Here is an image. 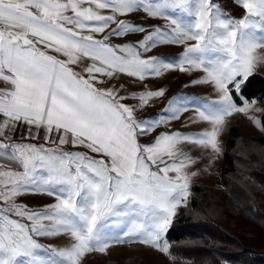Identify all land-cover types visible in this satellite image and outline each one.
<instances>
[{"label": "snow or ice", "instance_id": "6c2138e0", "mask_svg": "<svg viewBox=\"0 0 264 264\" xmlns=\"http://www.w3.org/2000/svg\"><path fill=\"white\" fill-rule=\"evenodd\" d=\"M161 46L181 51L165 62ZM262 64L264 0H0V264H85L121 244L174 259L166 237L197 175L180 145L221 154L228 118L255 104L242 86ZM173 71L216 99L178 94L139 118L167 94L145 81ZM122 74L142 90L108 86ZM189 111L209 128L157 132Z\"/></svg>", "mask_w": 264, "mask_h": 264}, {"label": "trees", "instance_id": "16d2710c", "mask_svg": "<svg viewBox=\"0 0 264 264\" xmlns=\"http://www.w3.org/2000/svg\"><path fill=\"white\" fill-rule=\"evenodd\" d=\"M245 98L264 110V77L252 74ZM264 121V111L260 116ZM216 196L198 186L167 234L179 264H264V131L247 142L231 126L216 171ZM105 264H145L140 258Z\"/></svg>", "mask_w": 264, "mask_h": 264}, {"label": "rangeland", "instance_id": "374dc122", "mask_svg": "<svg viewBox=\"0 0 264 264\" xmlns=\"http://www.w3.org/2000/svg\"><path fill=\"white\" fill-rule=\"evenodd\" d=\"M225 10L229 11L232 15H239V10H232L230 6H225ZM131 20H139L141 23H153V24H163V21H144L139 16L128 17ZM129 42H134L138 39L136 35L128 36ZM181 51L180 48L174 46H161L158 47L153 54H162L165 58V62L171 60V58L178 54ZM86 63H88L86 61ZM79 70V69H77ZM253 74H258L264 77V64L257 65ZM198 75V74H197ZM191 77L188 74L180 73L178 71L168 72L160 78H152L145 81V85L150 89H157L160 87L167 89V94L165 98L154 100L150 106L138 112L139 118H144L152 113H159L163 105L167 102L168 99H171L173 96L183 95L190 100L198 101L200 99H216V94L212 92L211 88L207 85H193L190 80ZM124 85V91L129 95L132 93H138L142 90V86L135 81L133 78H129L126 75H121L119 79H113L109 82L108 86L111 85ZM187 85V87H185ZM251 102V101H250ZM128 104H135L136 101L129 99L126 101ZM256 109L263 110V106L255 101V104L252 109L249 110L247 116L244 114H233L228 118L226 125L223 128V131L219 135V144L221 147V154L218 156L212 152L210 148L204 149L195 144H181V149L190 154L194 159L197 160V163L189 168L190 172H196L197 175L193 177L191 183V196L193 194V187L198 186L204 190H207L208 193L216 196H226V191L217 185L216 182V171L218 169V164L220 157L224 149V142L229 133L231 126L236 127L240 140L244 142L249 141L252 138L259 137L262 135L263 131L260 130V127L252 123L248 117L256 116L260 119L262 111H256ZM193 115V111L185 113V115L177 121H172L166 128H158L157 132L162 131H174L180 130L182 132L188 133H198L209 128L206 123L192 124L188 121V117ZM155 133H153L154 135ZM145 139H151V135ZM43 141H40L42 143ZM191 196L188 198L190 200ZM48 198H27L28 202L31 205L38 206L42 203H46ZM185 206H181L176 215L177 217L184 209ZM137 258L140 257L145 264H179V261L170 257H166L160 254L158 251L153 248L146 247L139 244H121L111 248L107 255L102 254H92L89 255L85 261V264H105L106 262H122L126 258Z\"/></svg>", "mask_w": 264, "mask_h": 264}]
</instances>
